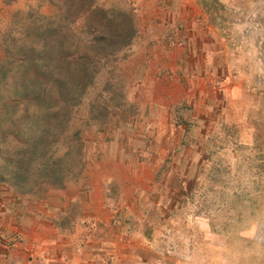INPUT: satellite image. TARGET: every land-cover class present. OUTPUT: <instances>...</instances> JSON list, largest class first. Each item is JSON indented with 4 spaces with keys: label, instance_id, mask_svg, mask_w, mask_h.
<instances>
[{
    "label": "rangeland",
    "instance_id": "obj_1",
    "mask_svg": "<svg viewBox=\"0 0 264 264\" xmlns=\"http://www.w3.org/2000/svg\"><path fill=\"white\" fill-rule=\"evenodd\" d=\"M197 1L226 51L186 55L148 77L143 56L134 60V22L130 47L97 75L75 114L85 165L69 181L94 163L119 162L108 183L116 218L132 231L150 226L155 238L133 264H264V0ZM52 2L1 0L0 39L17 36L18 22L55 15ZM95 3L133 21L138 12L133 0ZM148 78L152 87L142 85ZM97 101L108 105L102 123L90 119Z\"/></svg>",
    "mask_w": 264,
    "mask_h": 264
},
{
    "label": "trees",
    "instance_id": "obj_2",
    "mask_svg": "<svg viewBox=\"0 0 264 264\" xmlns=\"http://www.w3.org/2000/svg\"><path fill=\"white\" fill-rule=\"evenodd\" d=\"M52 3L55 15L18 22L17 36L0 39V183L32 196L81 174L84 143L73 119L97 75L135 37L129 12L95 0ZM93 104L90 119L104 122L108 105Z\"/></svg>",
    "mask_w": 264,
    "mask_h": 264
},
{
    "label": "crops",
    "instance_id": "obj_3",
    "mask_svg": "<svg viewBox=\"0 0 264 264\" xmlns=\"http://www.w3.org/2000/svg\"><path fill=\"white\" fill-rule=\"evenodd\" d=\"M133 1L138 3H134L138 11L134 22L140 24L133 56L134 60L143 56L148 77L170 70V64L186 55L204 52L211 60L226 51L221 31L218 34L207 25L197 0ZM200 23L208 41L198 34ZM172 39L183 46H170L167 41ZM177 69L182 74L189 70ZM150 79L142 85L152 87ZM176 81L179 76L172 84ZM118 166L114 160H102L86 167L78 181H68L63 188L48 187L36 196L0 183V264H133L155 238L145 233L150 226L132 231L119 224L108 188Z\"/></svg>",
    "mask_w": 264,
    "mask_h": 264
}]
</instances>
